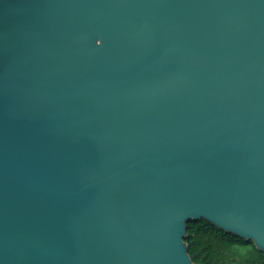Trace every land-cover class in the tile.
<instances>
[{"label": "water", "instance_id": "obj_1", "mask_svg": "<svg viewBox=\"0 0 264 264\" xmlns=\"http://www.w3.org/2000/svg\"><path fill=\"white\" fill-rule=\"evenodd\" d=\"M197 219L264 251V0H0V264H196Z\"/></svg>", "mask_w": 264, "mask_h": 264}, {"label": "trees", "instance_id": "obj_2", "mask_svg": "<svg viewBox=\"0 0 264 264\" xmlns=\"http://www.w3.org/2000/svg\"><path fill=\"white\" fill-rule=\"evenodd\" d=\"M184 242L196 264H264V251L253 241L214 226L205 219L187 222Z\"/></svg>", "mask_w": 264, "mask_h": 264}]
</instances>
